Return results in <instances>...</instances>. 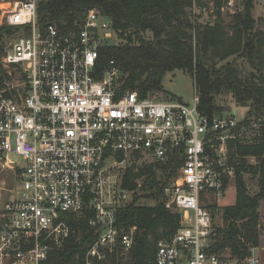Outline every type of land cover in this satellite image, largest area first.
I'll use <instances>...</instances> for the list:
<instances>
[{
    "label": "built area",
    "instance_id": "2783aa9c",
    "mask_svg": "<svg viewBox=\"0 0 264 264\" xmlns=\"http://www.w3.org/2000/svg\"><path fill=\"white\" fill-rule=\"evenodd\" d=\"M38 1L0 3V25L16 29L0 62V160L18 161V188L0 208V264L44 263L71 234L64 214L87 218L96 236L69 264H132L135 228H119L116 213L136 194L119 170L140 158L179 166L158 200L179 228L145 264H262L256 247L243 258L212 250L211 212L235 177L231 144L261 120L239 128L244 119L201 113L195 94L189 105L122 90L114 61L96 67L111 19L92 9L66 33L39 24Z\"/></svg>",
    "mask_w": 264,
    "mask_h": 264
},
{
    "label": "trees",
    "instance_id": "16d2710c",
    "mask_svg": "<svg viewBox=\"0 0 264 264\" xmlns=\"http://www.w3.org/2000/svg\"><path fill=\"white\" fill-rule=\"evenodd\" d=\"M252 1L242 0L241 9L228 22L218 10L221 0H215L214 20L209 17L205 22L193 14L194 5L205 6L200 0L38 1L39 24H53L66 33L76 31L92 9L111 19L116 44L99 49L96 67L102 71L114 61L122 90L141 96L162 93L165 74L182 71L192 79L198 110L208 118L224 112L215 97L227 94L237 107L248 109L239 128L253 119L261 120L258 129L230 146L236 198L234 205L223 209V227L213 233L212 250L219 254L228 251L238 258L258 246L256 210L264 200V33L252 16ZM15 33L14 28L0 27V58L5 42ZM248 157L254 158L255 165L248 164ZM178 167L144 164L136 171L135 167L127 169L123 175V188L136 195L118 210L116 225L135 228L132 264L152 260L157 241L170 238L179 228V215L158 202ZM245 174L258 175L259 190L254 196L246 192ZM62 219L71 234L42 264H69L76 257L80 260L96 239L87 218L64 214Z\"/></svg>",
    "mask_w": 264,
    "mask_h": 264
},
{
    "label": "rangeland",
    "instance_id": "374dc122",
    "mask_svg": "<svg viewBox=\"0 0 264 264\" xmlns=\"http://www.w3.org/2000/svg\"><path fill=\"white\" fill-rule=\"evenodd\" d=\"M7 0H0V3ZM204 6V8L193 7V14L195 17L199 19V22H205L209 17L213 20L216 17L215 10V0H200ZM230 1L232 4L231 6H226V2ZM242 0H221V5L219 10L221 18L228 22L230 20V16L234 14L236 11L241 9ZM253 11L252 16L255 21L258 23V27L264 33V0H253ZM222 8V10H221ZM3 25H0V27ZM116 44V38L112 35V38L108 41V45ZM8 40L5 42L3 46V54L0 58L1 59L4 55V52L7 48ZM230 58L228 61H230ZM238 62H241L238 60ZM162 93H154L152 94L158 99L161 100H169L175 99L183 101L189 105H192L193 98L195 94L193 81L189 75L183 73L182 71H174L171 73L165 74L162 79ZM216 98L217 105L222 108L224 112L221 115L223 116H234L235 118L244 119L248 109L237 107L232 99L231 95L227 94H220ZM249 165H255L254 158L248 157L247 158ZM18 162L15 158L9 157L8 160L2 159L0 160V208L10 199L14 198L15 191L18 188V170L15 163ZM144 164H149L148 159L140 158V159H126L125 162L122 164L120 168V174H124L127 169L134 168L136 171L137 168L141 167ZM135 165L134 167H132ZM245 185H246V192L250 196H254L258 190V175H250L245 174L243 176ZM236 198V191H235V180H231L228 184L226 194L224 198L219 202L215 203L216 208L212 209V218H213V233L216 229H221L223 227L222 221V213L225 207H229L234 205ZM259 220L258 226V246L257 253L258 256L264 264V200L259 203V207L256 210ZM255 247V246H254ZM223 254H229L228 251H224Z\"/></svg>",
    "mask_w": 264,
    "mask_h": 264
},
{
    "label": "water",
    "instance_id": "95a60500",
    "mask_svg": "<svg viewBox=\"0 0 264 264\" xmlns=\"http://www.w3.org/2000/svg\"><path fill=\"white\" fill-rule=\"evenodd\" d=\"M102 228H104V226H102L100 229H98V230L96 231V234H97Z\"/></svg>",
    "mask_w": 264,
    "mask_h": 264
}]
</instances>
